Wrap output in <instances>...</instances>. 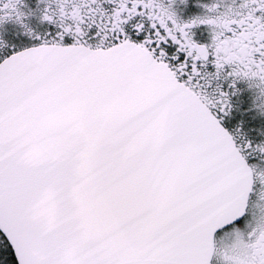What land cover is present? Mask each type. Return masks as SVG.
<instances>
[{
	"label": "snow or ice",
	"instance_id": "obj_1",
	"mask_svg": "<svg viewBox=\"0 0 264 264\" xmlns=\"http://www.w3.org/2000/svg\"><path fill=\"white\" fill-rule=\"evenodd\" d=\"M0 264H264V0H0Z\"/></svg>",
	"mask_w": 264,
	"mask_h": 264
}]
</instances>
